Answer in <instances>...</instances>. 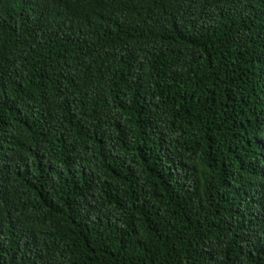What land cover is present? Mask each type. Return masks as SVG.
Here are the masks:
<instances>
[{"label":"trees","instance_id":"obj_1","mask_svg":"<svg viewBox=\"0 0 264 264\" xmlns=\"http://www.w3.org/2000/svg\"><path fill=\"white\" fill-rule=\"evenodd\" d=\"M0 264H264V0H0Z\"/></svg>","mask_w":264,"mask_h":264}]
</instances>
